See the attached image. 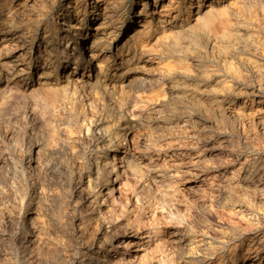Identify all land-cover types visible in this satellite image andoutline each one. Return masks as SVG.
I'll list each match as a JSON object with an SVG mask.
<instances>
[{
	"label": "rangeland",
	"instance_id": "obj_1",
	"mask_svg": "<svg viewBox=\"0 0 264 264\" xmlns=\"http://www.w3.org/2000/svg\"><path fill=\"white\" fill-rule=\"evenodd\" d=\"M128 1L129 0H126L127 5L129 4ZM83 2L84 0H0V28L3 30L11 28L9 31L20 36L18 38L20 43L22 42L23 45L30 47L35 44L36 40H48V38H53V35H49L50 37L48 36L51 30L55 29V31H61V29L65 27V25L67 26V24L68 26L65 28L72 29L78 18L75 16L74 12L76 9H81ZM234 2L235 4L233 3L231 6L235 8H228L231 10L230 12L232 13V16L239 7H243L244 4H249V2L251 3L252 1L237 0ZM163 3L166 4L167 0L166 2L165 0H159V5ZM64 5L68 6L70 16L66 18L65 24L62 26L60 20L66 15V13L65 15L59 13L54 14L51 10ZM251 5L253 7L244 6L235 16V18H238L239 20L241 19V23L239 24L241 26H239V29L247 32L250 31L245 27H251V25L253 27L255 24L263 22L257 20L258 16L259 18L262 17L261 11L259 12L260 8L254 6L255 4L253 5L251 3ZM7 8H12L13 10L9 9L8 12ZM91 9L92 8L88 5V9L83 12L85 18L95 17V12L92 16L91 14L89 15ZM31 10L34 11L32 12ZM250 13L255 14L250 15ZM6 15H9V20H6L5 23H1L3 17ZM14 17L17 18L15 19ZM249 18L250 20L246 23L245 20ZM34 20L35 22H32ZM152 23L154 24V27H156L155 33L151 34V38H154L158 33V30L155 20ZM84 31L85 29L82 30V33ZM43 36H46V38ZM111 42L112 37H107V35H105V43L103 45H108ZM180 44L186 45V42L184 43L181 41ZM7 47L8 50L6 49ZM10 47L9 45H6L5 48L1 49V51L3 50L2 53L8 55L10 53L11 55L16 47L15 45L11 48ZM49 48V59H51L50 61H47V63L45 62V64H48L47 66L49 67L50 75H48V77H43L40 76L39 73L18 74V76H15L14 74L12 76V74H10L8 75V78L12 76L11 78L15 80L13 81L14 84L13 86H10L11 88H7L5 91L8 92V95L4 92L0 97V103L2 102L0 104V264H30L31 262H35L36 264H59L60 262V264H71V261L73 260L72 257L75 255H77L78 258L88 257V255H82L81 248L84 249V247H86L84 246L85 241V243H88V248L90 247V249H92L94 247L93 242H95L100 236V224L103 228L106 226V230L112 228L110 227L111 224L107 222L106 218H104L106 217V212L109 208L108 203L110 204V197H107L105 194L107 189H105V179H103L104 177H101V172H103L104 168L108 170L113 169L114 163H116V161H113V157L117 156L118 152L115 153L112 149L108 152V155H105V151L101 150L98 153H94L90 150L92 142H87L82 144L81 149L83 148V150L80 156L74 157V155H71V152L67 150L66 153H68V156L65 153V164L68 166V169L66 172H54V176L52 171H44L46 162H49L48 155L40 156L38 163L41 165H35L34 162L29 161L30 149H34L32 146L33 144L42 143L46 138L47 133L51 130V127L55 128L57 126L55 129H58L59 127L63 128L66 124H63L62 122H70L66 110L63 111L62 108L54 110L57 111V113L54 114L53 110L51 111L50 108L43 111L45 107L43 108L44 102L42 101V98L48 93L50 87L58 86V84L63 82L66 83L67 78L65 77V71L67 68L68 73L72 74L78 72L81 74V69L84 75H89L90 73V67L88 65L86 68H83L82 63H76L73 53L68 57V67L60 69V56L54 60L52 55L57 49L52 46ZM220 56L218 54L214 56V53L200 54L198 56L199 58L197 57L198 62L196 61L194 66L195 69L202 70L207 68L212 70L211 73H213V75L209 77V79L200 82V85H194L185 89L186 92L181 93L180 97L174 101L172 106L161 113V117L157 119L155 117L146 118V120L143 122L141 121L142 123L140 122L138 124L136 128L137 130L135 129L134 131L135 138H138L139 140L138 153L149 151L150 155L153 154L152 157L156 155L154 159L159 164V169L163 166L161 167L162 169H160L161 176L151 179V181L155 183L153 184L150 182L153 186L152 190H142L141 193L144 194L142 195L140 193L141 195L138 197L140 203H146V200L147 202L152 201L155 202V205L157 204L156 206H158L159 209L162 208L161 210H163L164 216L160 218L161 221L159 220V225L162 228L177 230L173 236L174 240L170 241L171 245H167L169 248H167L170 254L169 256L172 257L171 262L173 261V264H237V262H240L241 259L245 257L251 259L255 264L257 262V264H264V102H254L252 104L249 102H239L237 105L225 101L217 102L214 98L215 95L223 96L228 95L229 93L231 95L234 93L246 92L249 91L247 87L250 86L257 93H262L264 89H261L258 85L259 83L257 84L255 82H259V77H256L255 75L248 76L249 79L247 77L246 79L244 75L240 77L239 80L237 79L240 84L238 85L240 89L236 88L233 92L228 87L221 86L219 84L220 79L230 80L233 75H231V71L227 69V61L225 62L226 57H223L222 55ZM12 57L13 55L8 56V59H11ZM29 57L30 56L26 55L23 60L29 66L37 65V67H39L44 63L43 59L33 60V58L30 59ZM26 59L28 61H26ZM235 60L237 61V65L241 67L244 66L241 61L239 63L237 59ZM244 78L245 80H243ZM50 80H52V83ZM228 83L229 82H226V85H228ZM211 84L214 85L212 87L210 86V88L207 87ZM48 85L51 86L49 87ZM71 85L72 84L69 83V86ZM73 86L74 85L71 86V89L69 87L70 93L74 98L81 100L85 105L84 109L88 111L90 107L85 103L84 98H82L81 90L74 88ZM196 88H199L200 90H197ZM242 89L243 91H241ZM78 90L79 92L77 93ZM126 90H128V88H126ZM134 90H128L127 92L130 94H136L139 91L136 92ZM201 91H203V93ZM139 92L142 91L140 90ZM91 93L97 100L100 98L98 97V94L96 95V90H93ZM34 95H36V97ZM133 100H136L135 96H133ZM132 105L130 106V109H135V106ZM187 113L194 116L192 118L186 117L185 114ZM55 114H58V116ZM166 115L170 116L166 117ZM111 134L112 143L115 142L114 144H116L118 135L116 136L115 133ZM58 138L59 140L64 139L63 136ZM86 145L87 147H85ZM162 152H165L166 154H163ZM93 157H97V159L95 160ZM186 161L191 165L188 162L186 163ZM175 162H178L177 165ZM99 165L100 167H98ZM111 165L113 166L111 167ZM33 170L35 171L33 172ZM33 173L37 177L33 175ZM75 175L79 176V180ZM128 175H131L129 176V179H134V182L132 183L134 184L136 182L134 185L139 189V177L137 175L133 176L132 174ZM40 177L43 178L42 182V178ZM80 177L82 179H80ZM134 177H138L136 178L137 181ZM113 178L114 173L111 172L108 177L109 183L111 182V184H115ZM68 179H70V182H68ZM45 182L47 183L46 185ZM52 182H54V184ZM161 182L162 185H160ZM49 183L51 185H49ZM169 186L171 187L170 189L168 188ZM71 194L72 198L70 199ZM114 195L117 197V195L119 196V193L115 190ZM134 196L130 199L131 202H135V199H133ZM171 205L173 207L177 206L174 207L175 210ZM162 206H164V208ZM88 208L90 211H86ZM29 211H33V216L39 218L37 225L38 228L31 229L27 224L29 220L27 213ZM89 214L93 215L94 222H97L99 225L93 224L94 226L91 229L86 233H83L84 236L87 234V239L80 233L73 235L78 227L76 225L79 223L74 216H86ZM172 215L174 216L172 217ZM174 218L175 220H173ZM176 218H180L181 220ZM121 220L122 218H119L116 222ZM104 222H106L107 225ZM160 222L163 224H160ZM125 227L126 224L125 226L123 224L115 226V231L113 230L111 235L104 236L101 240L105 241V239H109V243L115 242L117 236H122L127 233L126 231H128V229ZM34 231L37 232L34 233ZM89 231L93 234L91 235V233H88ZM93 237L94 240H92ZM68 238L71 240L69 239L70 241H68ZM72 240H75V242ZM34 241L35 243H32ZM90 243H92L93 246H91ZM153 247L156 249V246ZM172 249L176 251H173ZM146 251L149 252H140L141 254L138 255V258H141V255L143 254L148 255L151 253L149 255V258H151L148 260H151L149 262H154L155 258H152V255L154 254L152 252L153 250L147 249ZM158 252L159 251H157V254L155 253V255H158ZM109 255V258L113 257L112 252H110Z\"/></svg>",
	"mask_w": 264,
	"mask_h": 264
},
{
	"label": "bare ground",
	"instance_id": "obj_2",
	"mask_svg": "<svg viewBox=\"0 0 264 264\" xmlns=\"http://www.w3.org/2000/svg\"><path fill=\"white\" fill-rule=\"evenodd\" d=\"M234 1H237V0H167L166 4L163 3L164 5L163 4L159 5V0H129L128 1L129 4L127 5L126 0H84L83 5L81 6V9H76L74 12L75 16L78 18L72 29L65 28L68 26L67 24V26L65 25V27H63L61 31H55V29L51 30L48 36L53 35V38H48L49 41L44 40V39L43 40L41 39L38 41L36 40L35 44L31 45L30 47H28L27 45L26 46L23 45L22 42L20 43V41L18 40L20 36L17 34H13L12 31H9V29L11 28H7V30H3L2 28H0V97L4 94L7 88H11L10 87L11 85L13 86L14 84L13 81H15L13 80V78H11L13 74L15 76H18V74L21 75V74L39 73V75L43 77L44 76L48 77V75H50L49 67L47 66L48 64H45V62L47 63V61H50L51 59V58L49 59L50 53L48 51V48L50 46L55 47L57 49V51L52 55H53L54 60H56L58 56H60V62H59L60 69L68 67V62H69L68 57L69 55H71V53H73V56L75 57L77 64L82 63L83 68H86L87 65L90 67L89 75H84L82 73V69H81V74L80 72L75 73V74L68 73V68H67V70L65 71V77L67 78L66 83L63 82L61 84H58V86H55V87H50L51 85H48L50 87L48 90V93L47 94L45 93L46 95L42 98V101L44 102L43 108L45 107L43 111H46V109L50 108L51 111L53 110V114H54V113H57V111H54V110H57V109L59 110L60 108H62L63 111L66 110L67 117L69 118L70 122L68 121L67 123L62 122L63 124L65 123L66 125H64L63 128L59 127L58 125L60 129L59 128L55 129L57 126L55 128L51 127V130L49 131V133H47L44 141L43 142L41 141L42 143L33 144L32 146L34 147V149H30V160L29 161H32L34 162L35 165H37V164H40L38 162H39L41 155H48L49 162H46L44 171L45 170H48L49 172L52 171L53 172L52 174L54 176V172H62V171L66 172V170L68 169V166L65 164L66 163L65 153L67 152V150H69L71 152V155H74V157L80 156L83 150V148L81 149V146L82 144H85L87 142H92V146L90 150L94 153H98L101 150V151H105L104 152L105 155L106 154L108 155V152L111 151L112 149L113 151H115V153L118 152L117 156L113 157V161L114 162L116 161V163H114L113 169H109V170L105 169L104 168L106 166L105 165L103 167L104 168L103 172H101V177H104L103 179H105V185H106L105 189H107L106 191L104 190L105 194L107 197H110L109 198L110 204L108 203L109 208L107 207L108 211L105 210L107 212H106V217L104 218H106L107 222L111 224L110 227L112 228L110 230H106L105 229L106 226L103 228L101 224L99 225L97 222L95 223L94 222L95 220L93 219L92 214H89L86 216H82V215L74 216L76 221L79 223L78 225H76L78 227H77V230H75V232L73 233V235L74 234L76 235L77 233H80V234L86 233L95 224H98L101 230H100V236L98 235L99 236L98 239L95 242H93L94 247L92 249H90V247L89 248L87 247L88 243H85L86 241L84 242L85 244L84 246H86L87 248L86 247H84V249L81 248L82 255L85 254V255H88V257L78 258L77 255H75L74 257H72L73 260L71 261V264H171L173 262V261L171 262L172 257L169 256L170 255L168 251L169 248L167 247V245L169 246L170 241L174 240L173 236L177 230H174L171 228H162L159 225L160 218L164 216L163 210H161L162 208L159 209L158 206H156L157 204L155 205V202H152V201L147 202L146 200V203H140V199H139L140 195L142 194L141 193L142 190H145V191L152 190L153 186L150 183L152 182L151 179L161 176L160 169H162L161 167L163 166H161L159 169V164L154 159L156 155L152 157L153 154L150 155L149 151H145L144 153H138L139 151L137 150H138L139 140L138 138H135L134 131L137 128L138 124L141 121L143 122L144 120H146V118L155 117L157 119L161 117V113L164 112L170 106H172L174 101L178 97H180L181 93L186 92L185 89H188L189 87L194 86V85L196 86L200 82L205 81L206 79H209V77L213 75V73H211L212 70L210 69H207V68L202 69V70L195 69L194 66L196 64L197 57L202 53L204 54L214 53V56L218 54L219 56L222 55L223 57H226L225 62L227 61L226 62L227 69L231 71L232 73L231 75L233 76L230 75L231 76L230 80L220 79L219 84L221 86H226V88L228 87L233 92L234 89L236 88L240 89L238 86L240 84L237 81V79L239 80V78L242 77L243 75L245 78L246 77L248 78V76H251V75H255L256 77L257 76L259 77V82L257 81L255 82L257 84L259 83L258 85L261 89L262 88L264 89V0L262 1L251 0L252 1L251 3L253 5L255 4L254 6H258L257 8H260L259 12L261 11L262 13V17L259 18L258 16L257 20H259L260 22L261 21L263 22L258 24L255 21L257 24H255L253 27L251 24H249L251 25V27H245L250 32L239 29V26H241L239 25L241 23L240 21L241 19L239 20L238 18H235V16L238 14V12L241 11V9L244 6H252L251 3L249 2V4H244V5L242 4L243 7L242 6L239 7V9L235 13H233V16H232L231 15L232 13L230 12L231 10H229L228 8L233 7L231 5L233 3L235 4ZM88 5L92 8L89 11V15L91 14L92 16V14L95 12L94 18L92 17L85 18L83 16V12L88 9ZM9 9L13 10L12 8H9ZM9 9H8V12H9ZM51 12H53L54 14L59 13V14H64V15L66 13V15L60 20V24L62 26L65 24L66 18L70 16L69 8L66 5L58 7L57 9H53L51 10ZM253 14L250 13V15H253ZM6 20L7 21L9 20V15L4 16L1 23H5ZM154 20H155V24L157 25L158 33L154 36V38H151V34L155 33L156 31V27H154V24L152 23ZM249 20L250 18L245 20L246 23H248ZM32 22H35V20ZM83 29H85V31L82 33ZM105 35H107V37L109 36L112 37V42L109 44L107 43L108 45L104 46L103 44L105 43ZM44 38H46V36ZM181 41H183L184 43L186 42V45L180 44ZM109 42H110V39H109ZM4 45L5 46L9 45V47L10 46L13 47V45H15L16 48L14 50L12 49L13 52L11 55L10 53L8 55V54L2 53L3 50L1 51V49L5 48ZM6 49L8 50V47ZM12 55L13 57L11 59L10 58L8 59V56H12ZM26 55L30 56L29 57L30 59L33 58V60L43 59L44 63H42L39 67H37V65L29 66L26 62L23 61ZM235 59H237L239 63L241 61L243 63L242 65L244 66L241 67L237 65L236 63L237 61ZM26 61L28 60L26 59ZM54 72H55V69H54ZM10 74H12V76L8 78V75ZM245 78L243 80H245ZM51 81L52 80H50V82ZM226 82H229L228 85H226ZM69 83L74 85L73 86L74 88L81 90L82 98H84L85 103H87V105L90 107L88 111L84 109L85 105L83 104V102L77 98H74L73 95L70 93L69 87L71 89L72 85L69 86ZM37 84H40V83H37ZM213 85L214 84H211L207 87L210 88V86L212 87ZM126 88H128V90L135 89L134 91L136 92L138 90L139 91L141 90L142 92L138 91V93L135 92L136 94H132V93L130 94L127 92L128 90H126ZM196 89L198 90L199 88H196ZM247 89L249 91H246V92L244 91V92H240L236 94L234 93L231 95L229 93L228 95H223V96L215 95L214 98L217 102L225 101V102H230L231 104H237L239 102H244V103L249 102L251 104L254 102L256 103L264 102V91L262 93L261 92L257 93L253 90L251 86L247 87ZM79 90L77 91V93L79 92ZM93 90H96V95L97 94L99 95L98 97L100 98L98 100L93 97L91 93ZM241 91H243V89ZM83 92H86V93H83ZM201 92L203 93V91ZM7 93L8 92H5V94ZM34 96L36 97V95ZM133 96L136 97L135 101L133 100ZM132 102H133V105H132ZM131 105L135 106V109H130ZM55 115L58 116V114H55ZM169 116L166 115V117H169ZM185 116L192 118L194 115L187 113L185 114ZM111 133H115L116 136L118 135L117 140L115 139L116 144H114L115 142L112 143ZM61 136L64 137L63 140H59L58 137H61ZM153 145H154V142H153ZM85 147H87V145ZM66 155L68 156V153H66ZM93 158L95 160L97 159V157H93ZM187 162L188 161H186V163ZM177 163L175 162L176 165ZM100 165L98 167H100ZM112 166L113 165H111V167ZM40 168H44V167H40ZM34 171L35 170H33V172ZM111 172L114 173L113 181L115 182V184H111V182L109 183L108 181L109 180L108 177L110 176ZM128 174H132L133 176L137 175L139 177L140 179L139 189L137 186L134 185L136 182L134 184L132 183L134 182L133 181L134 179L132 180L129 179V176L131 175H128ZM33 175L35 174L33 173ZM75 176L77 178L79 177L77 175ZM138 177H134L135 180ZM80 179L82 178L80 177ZM42 181H43V178L41 182ZM38 182H39V179H38ZM68 182H70V179H68ZM52 183L54 184V182ZM152 183L155 184L154 182ZM46 184L47 183L45 182V185ZM49 185L51 184L49 183ZM160 185H162V182ZM170 186L168 187L169 189L172 187ZM115 190L119 193V196L117 195V197L114 195ZM134 195L136 196V198ZM133 196H134L133 199H135V202H131L130 200ZM71 198H72V194L70 195V199ZM156 200H159V199H156ZM162 207L164 208V206ZM174 207H177V206H174ZM88 210L89 208L86 211ZM33 214H34L33 211H29L27 213V217L29 218L27 224L29 225L31 229H35L37 227L38 220H39V218H36L35 216H33ZM174 215H172V217ZM176 216H177V213H176ZM119 218H122V220L116 222V220ZM176 219H180V218H176ZM173 220H175V218ZM254 221H257V220H254ZM104 223L107 225L106 222ZM161 223L162 222H160V224ZM122 224L124 226L126 224V227L128 229V231L125 230L127 232L125 233V235L117 236V240L115 242L109 243L108 241L109 239L108 240L105 239V241L101 240L104 236L106 237V236L111 235L112 231L115 229V226L122 225ZM90 231L88 233H91ZM35 232L37 231H34V233ZM92 234L93 233H91V235ZM86 235L84 236L83 234L84 238H86ZM94 237L92 240H94ZM69 239L70 238H68V241L71 240ZM35 241L32 243H35ZM73 242H75V240ZM90 245L93 246L92 243H90ZM153 246H156V249H154L155 247ZM36 248L38 249L37 246ZM147 249L153 250L152 252L154 254L152 255V258H155L154 262H149L151 260H148L151 258V257L149 258V255L151 253L148 255L143 254L141 255L142 256L141 258H138V255L141 254L140 252H147L146 251ZM99 250H100V253H99ZM157 251H159L158 252L159 254L155 255ZM173 251H176V250H173ZM110 252H112V255H113V257L111 258H109ZM242 263L255 264L252 262L251 259H247L246 257L241 259L240 262H237V264H242ZM30 264H36V263L31 262Z\"/></svg>",
	"mask_w": 264,
	"mask_h": 264
}]
</instances>
